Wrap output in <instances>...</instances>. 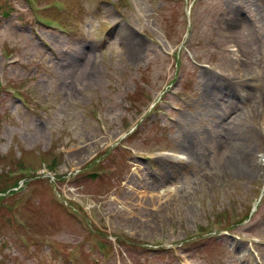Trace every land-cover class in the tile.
Segmentation results:
<instances>
[{
  "label": "rangeland",
  "instance_id": "374dc122",
  "mask_svg": "<svg viewBox=\"0 0 264 264\" xmlns=\"http://www.w3.org/2000/svg\"><path fill=\"white\" fill-rule=\"evenodd\" d=\"M241 1L246 53L229 0H0V264H264V169L219 168L226 135L264 163V9ZM224 65L253 77L200 108Z\"/></svg>",
  "mask_w": 264,
  "mask_h": 264
},
{
  "label": "bare ground",
  "instance_id": "6f19581e",
  "mask_svg": "<svg viewBox=\"0 0 264 264\" xmlns=\"http://www.w3.org/2000/svg\"><path fill=\"white\" fill-rule=\"evenodd\" d=\"M262 8L258 7L259 11L260 9H264V0H259ZM243 1L241 0H229L228 3L223 4L222 8V18H223V33H224V38L227 40L232 39L234 42V47L236 48V51L238 53H246L247 51L245 50L247 47L248 43L254 44L253 40H256V36L252 37L250 39L251 34H245L241 31L238 30V26L241 27V20L237 19V16L240 15L241 13V7L243 5ZM236 14V15H235ZM260 22L262 24V28L260 31V38L264 41V16L260 18ZM241 34V35H240ZM118 36L122 40V44L125 45L126 42H130L132 40V36L125 31L123 32V29H121L118 33ZM129 44V43H128ZM127 44V45H128ZM130 50L128 46H126V51L125 55L127 57L128 61L133 62L137 58H139V55L137 54L136 51H128ZM263 56H264V46H263ZM240 67V63L237 61L234 66H232L230 69L233 72L238 70ZM225 69L229 70L226 68V65L224 66L223 69L220 70L219 74H222V76L214 83L210 84L207 79H202L201 80V85H200V93L198 96V101L201 102L199 105L200 108L208 110L209 108L211 109H217L220 108V102L222 97H227L228 101L233 102L234 94L237 96L239 93V88H246L245 82L248 80H251L253 76H250L248 74H245L244 76H247L246 80H243L239 77H235L231 74H225ZM230 71V70H229ZM262 73L261 76L257 77V79L260 81V84L264 88V67L262 68ZM87 67L84 66L82 69L81 75H86L87 73ZM257 110V108L255 109ZM259 113V111H258ZM257 115V111L254 112V116ZM192 115L188 116V123L192 124L190 118ZM226 117V122L231 123L235 117L230 116V115H225ZM251 120V118H250ZM221 121L220 117L215 116L213 118V122L217 124L218 122ZM244 122V120H242ZM174 125H178L177 122H174ZM244 126V124L242 125ZM189 131L187 132V127H185L183 131V135L181 136L182 142H184L186 145L184 147L185 153L188 155V157L193 160L196 159L198 161V153L197 149H201L203 151V155H208V150L204 147V141L200 140L197 138V133L198 130L191 129V125L188 127ZM259 131L256 130L254 132V137L257 138L259 137ZM261 132V131H260ZM216 139H217V134H216ZM222 150L220 162H219V168L222 169V173H230L232 170L238 171L239 166L243 165L244 167L241 170L247 177H251L252 174L253 176L256 174L255 172L253 173L254 170H258L263 168L264 169V163L262 161H258L255 156H254V148H250L249 151H245L244 149V143H239L235 144L230 135H226L224 139V143L222 146L219 148ZM183 150V149H182ZM160 160L158 161L161 163L163 166H168L169 163L166 162L168 160L167 158H159ZM169 161V160H168ZM199 162V161H198ZM239 174V171H238ZM165 177H168V172L166 171Z\"/></svg>",
  "mask_w": 264,
  "mask_h": 264
}]
</instances>
